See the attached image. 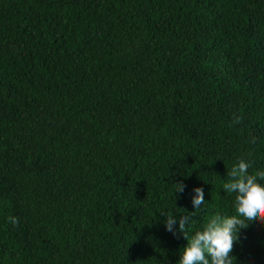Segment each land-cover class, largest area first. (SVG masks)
Segmentation results:
<instances>
[{"label":"trees","instance_id":"16d2710c","mask_svg":"<svg viewBox=\"0 0 264 264\" xmlns=\"http://www.w3.org/2000/svg\"><path fill=\"white\" fill-rule=\"evenodd\" d=\"M241 159L264 172V0H0V264H177L166 213L199 187L189 237L234 215ZM232 255L264 264V223Z\"/></svg>","mask_w":264,"mask_h":264},{"label":"clouds","instance_id":"9594fccd","mask_svg":"<svg viewBox=\"0 0 264 264\" xmlns=\"http://www.w3.org/2000/svg\"><path fill=\"white\" fill-rule=\"evenodd\" d=\"M233 120L237 124L241 122L238 117ZM249 167L250 165L241 159L227 173L230 180L223 185L227 193L235 194L234 215H215L207 221L202 230L189 237L187 229L193 221L192 217L205 204L203 189L199 187L193 189V213L182 215L178 221L173 214L166 213V231L173 235L178 231L187 240V246L181 252L177 264H233L235 257L232 253L240 230L264 223V185L258 182V178L264 180V172L250 175ZM175 186L176 192L184 191L183 184L177 183ZM8 220L14 226L19 224L17 217H9ZM177 223L178 230L174 229Z\"/></svg>","mask_w":264,"mask_h":264}]
</instances>
